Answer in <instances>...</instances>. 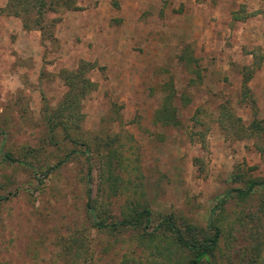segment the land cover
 Here are the masks:
<instances>
[{
	"label": "rangeland",
	"instance_id": "rangeland-1",
	"mask_svg": "<svg viewBox=\"0 0 264 264\" xmlns=\"http://www.w3.org/2000/svg\"><path fill=\"white\" fill-rule=\"evenodd\" d=\"M0 264H184L190 253L151 237L162 217L223 237L205 264H264V137L239 138L228 107L248 127L264 124V0H74L49 10L42 31L1 10ZM261 59L243 100V71ZM82 61L96 88L85 118L56 141L44 118L67 87L63 69ZM169 100L179 125L157 120ZM258 143V144H257ZM10 152L24 164L5 162ZM64 161L59 166L58 163ZM57 166V167H56ZM241 175L240 181L233 177ZM107 223L148 207L152 227L100 229L87 190ZM220 199H224L219 205ZM257 261V263H254Z\"/></svg>",
	"mask_w": 264,
	"mask_h": 264
},
{
	"label": "trees",
	"instance_id": "trees-1",
	"mask_svg": "<svg viewBox=\"0 0 264 264\" xmlns=\"http://www.w3.org/2000/svg\"><path fill=\"white\" fill-rule=\"evenodd\" d=\"M58 7H64L67 9H75L77 6L74 4V0H8L7 4L2 8V12L9 16H15L21 19L23 28L25 30H46V28L53 27L55 22L60 19L46 23L45 16L49 10H55ZM261 67V59L255 60L254 63L246 67L243 71V100H250L253 102L254 107L255 100L251 98V90L249 83L255 75L258 68ZM94 68V65L90 62L82 61L80 65L75 69H63L61 71V78L67 87V91L55 107L51 108L48 104H45L43 109L44 118L48 127L50 136L49 141H56L57 132L61 130L64 132L67 138H72L75 141L72 133L79 131L81 124L85 118L83 112L84 99L96 88L90 77H88L89 71ZM224 115L233 120L239 127V138H254L264 137V124L261 120L255 118L248 127H243L240 117H235L230 108L224 107ZM176 109H174L169 100H165L163 106L157 112V120L162 121L167 125H179V121L175 119ZM258 144V143H257ZM261 152L264 154V140L261 144L257 145ZM3 159L5 162L24 164L25 161L14 156L10 152L3 153ZM64 161L58 163L57 166ZM56 166V167H57ZM241 175L238 173L233 177L235 182H239ZM264 188V179L250 178L246 182L245 188L236 187L226 193V196H233L236 193V197L241 200H245L251 196L257 188ZM88 208L92 218L95 220V224L100 229L109 228L111 230L123 228H142L144 231L152 227L153 214L150 208L143 207L142 209L133 208L130 213L125 212L122 220L113 223H107L105 218H101L100 212L93 204L92 188L89 184L88 190ZM7 197L0 196V201ZM224 199H220L219 205H222ZM218 220H214L213 217L209 219V229L205 230L193 224H187L186 226H179L176 219L172 215L162 217L160 221L153 228L150 233L153 239L156 238H171L174 243L181 250L190 253L191 258L184 264H205L210 262L212 258L216 259V252L220 248L221 239L223 237L222 225L217 223ZM257 253L261 255L264 251V243L258 246ZM257 263V261H254ZM179 264V263H174Z\"/></svg>",
	"mask_w": 264,
	"mask_h": 264
}]
</instances>
